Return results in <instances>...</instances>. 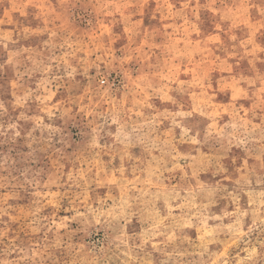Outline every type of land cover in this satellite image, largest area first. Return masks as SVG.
<instances>
[{"label": "rangeland", "instance_id": "obj_1", "mask_svg": "<svg viewBox=\"0 0 264 264\" xmlns=\"http://www.w3.org/2000/svg\"><path fill=\"white\" fill-rule=\"evenodd\" d=\"M165 2L0 0V261L264 264V0Z\"/></svg>", "mask_w": 264, "mask_h": 264}, {"label": "clouds", "instance_id": "obj_2", "mask_svg": "<svg viewBox=\"0 0 264 264\" xmlns=\"http://www.w3.org/2000/svg\"><path fill=\"white\" fill-rule=\"evenodd\" d=\"M159 7L161 8H166L167 4L166 2L161 4L160 0H157ZM147 0H99L98 3V7L100 9V15L102 18L104 19H109V16L111 17V20L113 22H115L116 17H115V13L119 12V13H128L133 9V6H140L141 4H146ZM185 7H187V5H185ZM105 12H107L109 14V16H105ZM146 71V79H142L138 82L136 81H130L128 85H126V87L130 88L132 87V83H140L143 84L144 87L141 90L143 93H146L147 96L149 97L148 100H144V106L146 108H154V105L150 103L151 99H161L162 101H169L173 104H177L178 101H176L171 95H169V90H168V86H162L158 79H154L151 75L152 73V66H147L145 68ZM151 81V82H149ZM100 85L102 86L104 83H106V81L101 80ZM138 95H140V93H137ZM98 95L100 97V101L102 102L104 99H107V95H106V91L103 90H97V92L93 95L90 96L89 93H85L86 97L90 98V103L88 105V112L93 115L94 118H96L97 116H100L101 113L96 111V108L98 107V104H93L91 103V99H94V96ZM141 99H143V96L141 95ZM210 99V98H209ZM61 107H63L61 105ZM199 109V106H197V110ZM70 108H64V112L67 113L68 111H70ZM83 110V109H82ZM107 117L111 118L113 116L112 112L109 111V113L105 114ZM160 115H164L163 113H160ZM175 115H191V113H176ZM167 118V117H165ZM113 122H115V120H113ZM104 123H107V120L104 121ZM173 123H175V116H173ZM104 126V124H97L96 127L93 129V132L96 136H99V130L102 129ZM186 134V133H185ZM218 137H223L224 139H227L228 144H231L233 141L231 138H229L228 136L225 135L224 129H221L219 133H217ZM90 212H95V210L93 209H89ZM105 215V213L103 211L100 212H96L95 213V217L97 219V222H99L98 218L99 216ZM108 215H112L111 212L108 213ZM115 218V217H114ZM249 258H251V254L249 256ZM0 264H15L14 261H0Z\"/></svg>", "mask_w": 264, "mask_h": 264}]
</instances>
